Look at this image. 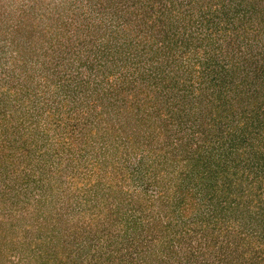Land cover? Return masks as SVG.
Masks as SVG:
<instances>
[{
	"label": "rangeland",
	"instance_id": "374dc122",
	"mask_svg": "<svg viewBox=\"0 0 264 264\" xmlns=\"http://www.w3.org/2000/svg\"><path fill=\"white\" fill-rule=\"evenodd\" d=\"M260 11L264 0H0V264H92L111 252L114 264H143L116 251L123 232L136 238L138 224L123 219L128 202V218L143 217L145 229L167 227L162 250H173V264L236 262L242 248L233 235L250 220H224L218 204L215 230L186 240L180 231L196 214L177 208L173 182L154 179L162 161L186 157L189 144L205 135L207 146L216 143L204 132L207 111L217 97L237 104L225 88L253 78L264 104ZM253 124L229 129L243 128L232 156L244 146L253 171L236 180L225 171V181L263 173L264 126ZM119 148L137 169L115 173L126 188L117 201L111 184L100 189L88 173L97 163L122 164ZM228 196H237L235 185ZM226 225L234 247L218 233Z\"/></svg>",
	"mask_w": 264,
	"mask_h": 264
},
{
	"label": "trees",
	"instance_id": "16d2710c",
	"mask_svg": "<svg viewBox=\"0 0 264 264\" xmlns=\"http://www.w3.org/2000/svg\"><path fill=\"white\" fill-rule=\"evenodd\" d=\"M261 12L263 11H260L259 14ZM251 79L252 80H247L246 84L244 83L245 88H243L240 81L235 83L234 87L229 86L225 88L229 95L233 94V96H236L234 98L237 99V104H229L228 100L230 98L228 96L225 98L217 97V103L214 104V107H211V110L207 111L210 114L207 115L209 119L205 122L207 128L204 132L206 131V134L214 135L212 142L216 140L214 141L216 143L214 144L207 141L208 147L204 138L206 137L205 135L203 137V143H198L196 145L189 144L187 149H191L189 153H185L186 157H170L166 163L162 161L161 166L157 169L159 178L154 179L161 180L166 178L173 182L179 194L178 200L176 201V203L178 202V206L175 204L177 208L180 209L183 214L187 212L186 209L189 211L188 214H196L194 217L197 219L196 223L191 222L190 225L188 224L187 227L184 226L182 231H180L186 236V240L191 234L194 236L196 234V237H198L199 234L201 237L204 236L203 231H206L207 227H211L209 223L212 225L216 224L213 219L216 216L213 207L218 206V204L224 211V213H220V215L224 216V220L227 219L228 216H237V218L233 219V222L238 224L240 222L238 220H241V225L246 218L250 220L248 223L249 226H244V230L233 235V238L239 241V245L236 244V246L233 242L235 240L228 239L230 234L227 232V229H231L229 226L226 225L223 229L219 230L218 233H221V235H223L222 231H224V245L230 247L231 244V246H235L236 249L238 247L242 248L236 262L232 263L226 259L224 260V264H264V170L260 176H258L255 170V174L252 175L249 181L238 180L236 183H233L234 181H231V179L225 181L223 173L229 170L232 171L236 180L238 173L248 176L250 171H246V169L253 171L247 164L248 158L242 155L241 150H244V146L241 145L239 151H235L239 157L235 156V152L233 153L234 158L232 156V150L237 149L235 146L239 147L241 144L236 145L238 142L237 140L240 142L242 141L241 136L243 128L239 129L240 134L233 128L231 133L229 130L235 123H239L240 125L246 124L244 128H247L250 122H253L256 128L264 126V104L262 103L263 100H260L261 93H258L261 89H256V87L253 86L254 80L253 78ZM237 85L241 86V88L238 89ZM222 98L224 100L220 101ZM209 100L210 98L207 99V101ZM226 103L229 104V106ZM225 105H227V107H225ZM176 108L177 107L174 105L171 106L169 110L173 111L176 110ZM171 115L169 116L171 117ZM176 124L178 126L177 122ZM262 137H264V133ZM142 144L141 142L140 145ZM179 146L182 147V143H180ZM116 155L122 158V164L118 165L116 159L110 161L108 167L102 163L98 166L97 163L92 166L96 171H92L91 173L89 171L88 174L91 177L96 175L94 182L98 187L100 186V189H103L106 184H111V187L117 190V193L113 196L118 201L120 196H122L120 193L124 194L126 188L124 184L121 185V182H116L115 173L119 171L120 176L123 175L125 177L130 170L133 172L137 168L131 165V169H129L130 165L127 163L128 152L122 151V148H119ZM137 163L144 171L143 173L146 172V177L153 180L147 172L148 166L145 165L144 159L140 158ZM259 163L264 164V153L259 157ZM256 166H258L257 163L254 167ZM226 176L231 177L230 174ZM234 185L237 196L229 197V191ZM145 199L149 200L148 204H150L152 199L147 196ZM204 201H209L211 204H204ZM130 205H132V202L125 203V205L121 203V210L127 214L126 217L123 218L126 222L131 221L133 224H138L132 226L133 231L136 232V238L131 236L129 232H123L122 243H119L116 251L118 253L124 251L123 253L128 254V258H132V261L138 260L139 263L143 264H159L158 261H161L160 264H173L174 261H172L169 256V254L172 255L171 251L173 250H166L164 253L162 250L166 246V240L171 239L166 231L167 227L165 229L164 225L161 227V224L157 223L153 224L156 229L155 232L145 229L144 226H142V224L145 223L141 222L142 219H144L143 217L134 216L133 219L128 218L130 214L125 210L127 209L126 207ZM115 208H117V203L116 207L113 206L114 210ZM94 218L96 219V217ZM214 228L216 227H211V230H215ZM218 237L220 236L218 235ZM219 242L221 244L219 240L213 242L211 247H213V249L218 247L219 250V246H217ZM125 243H127V246ZM200 252L203 251H199L198 253ZM225 254L226 252L224 250V256ZM204 255L206 254L204 253ZM160 257H162V259H160ZM193 257L194 260H196L195 255ZM109 258V261L106 257L104 259L102 253H100L89 261H91L92 264H114L113 262H115L116 254L114 255L111 252Z\"/></svg>",
	"mask_w": 264,
	"mask_h": 264
}]
</instances>
